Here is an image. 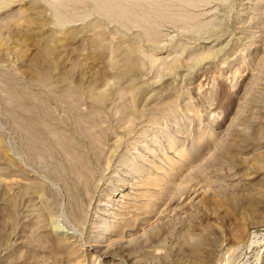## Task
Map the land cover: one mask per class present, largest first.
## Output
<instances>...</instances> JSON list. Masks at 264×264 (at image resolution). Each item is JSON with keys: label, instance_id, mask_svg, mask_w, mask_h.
Masks as SVG:
<instances>
[{"label": "rangeland", "instance_id": "374dc122", "mask_svg": "<svg viewBox=\"0 0 264 264\" xmlns=\"http://www.w3.org/2000/svg\"><path fill=\"white\" fill-rule=\"evenodd\" d=\"M10 2L0 264H264V0Z\"/></svg>", "mask_w": 264, "mask_h": 264}, {"label": "bare ground", "instance_id": "6f19581e", "mask_svg": "<svg viewBox=\"0 0 264 264\" xmlns=\"http://www.w3.org/2000/svg\"><path fill=\"white\" fill-rule=\"evenodd\" d=\"M9 4H11L10 0H3V1L0 2V7H2V6L4 7V6H7Z\"/></svg>", "mask_w": 264, "mask_h": 264}]
</instances>
